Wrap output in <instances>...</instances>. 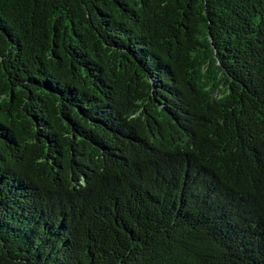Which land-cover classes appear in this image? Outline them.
<instances>
[{"label":"trees","instance_id":"1","mask_svg":"<svg viewBox=\"0 0 264 264\" xmlns=\"http://www.w3.org/2000/svg\"><path fill=\"white\" fill-rule=\"evenodd\" d=\"M0 264H264V0H0Z\"/></svg>","mask_w":264,"mask_h":264}]
</instances>
